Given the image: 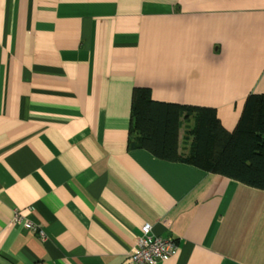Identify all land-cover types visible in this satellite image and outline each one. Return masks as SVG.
Returning a JSON list of instances; mask_svg holds the SVG:
<instances>
[{
	"label": "crops",
	"instance_id": "1",
	"mask_svg": "<svg viewBox=\"0 0 264 264\" xmlns=\"http://www.w3.org/2000/svg\"><path fill=\"white\" fill-rule=\"evenodd\" d=\"M137 87L233 132L264 0H0V264H137L146 223L177 241L157 264H264V189L130 150Z\"/></svg>",
	"mask_w": 264,
	"mask_h": 264
},
{
	"label": "trees",
	"instance_id": "2",
	"mask_svg": "<svg viewBox=\"0 0 264 264\" xmlns=\"http://www.w3.org/2000/svg\"><path fill=\"white\" fill-rule=\"evenodd\" d=\"M128 148L185 161L264 189V93L248 96L236 129L228 131L207 106L158 101L149 87H137L131 105ZM186 126V146L179 129Z\"/></svg>",
	"mask_w": 264,
	"mask_h": 264
},
{
	"label": "built area",
	"instance_id": "3",
	"mask_svg": "<svg viewBox=\"0 0 264 264\" xmlns=\"http://www.w3.org/2000/svg\"><path fill=\"white\" fill-rule=\"evenodd\" d=\"M19 220L20 216L15 215ZM25 228L38 231L37 225L31 221L24 223ZM142 235L138 237L136 244L130 249L129 258L131 262L137 264H157L169 258L177 250V241L171 237L155 235L152 226L146 223L142 227ZM43 235V230H39Z\"/></svg>",
	"mask_w": 264,
	"mask_h": 264
},
{
	"label": "rangeland",
	"instance_id": "4",
	"mask_svg": "<svg viewBox=\"0 0 264 264\" xmlns=\"http://www.w3.org/2000/svg\"><path fill=\"white\" fill-rule=\"evenodd\" d=\"M180 136H181V140H182V138L184 136V127H182V129H181ZM181 143H183V142H181ZM185 144H188V142H185L183 145L186 146Z\"/></svg>",
	"mask_w": 264,
	"mask_h": 264
}]
</instances>
